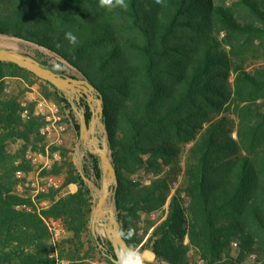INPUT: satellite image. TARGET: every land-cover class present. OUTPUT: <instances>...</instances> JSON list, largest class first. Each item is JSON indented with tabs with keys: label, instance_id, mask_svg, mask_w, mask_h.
<instances>
[{
	"label": "trees",
	"instance_id": "obj_1",
	"mask_svg": "<svg viewBox=\"0 0 264 264\" xmlns=\"http://www.w3.org/2000/svg\"><path fill=\"white\" fill-rule=\"evenodd\" d=\"M127 3L107 10L98 0H0V35L36 45L44 65L96 87L118 174L119 220L122 231L135 230L128 244L152 250L155 264H264V64L256 63L264 58V0ZM22 72L35 79L30 84L52 87L46 96L80 129L64 93L0 61V264H93L88 244L112 264V243L92 228V189L68 150L49 143L48 116L10 90L9 78ZM75 103L91 121L87 99ZM17 141L22 146L10 150ZM188 143L186 197L169 202L171 173L161 171L178 167ZM29 151L59 152L42 174L65 172V185L77 184V192L51 187L35 199L20 192V174L36 168ZM82 167L101 184L98 155L87 151ZM142 170L156 176L148 185L134 179ZM44 198L52 199L47 208L39 205ZM161 210L159 222L145 219L141 237L142 215ZM50 218L69 231L57 244Z\"/></svg>",
	"mask_w": 264,
	"mask_h": 264
},
{
	"label": "water",
	"instance_id": "obj_2",
	"mask_svg": "<svg viewBox=\"0 0 264 264\" xmlns=\"http://www.w3.org/2000/svg\"><path fill=\"white\" fill-rule=\"evenodd\" d=\"M0 61L14 63L19 67L34 73L39 78L50 82L59 91L64 93L73 104L75 103V100L81 103L82 97H85L89 102L93 110L91 121H89L86 116L85 108L83 107L79 110L74 104L75 110L80 116V129L78 136L83 139L86 145H88V149L91 153L100 156L103 170L101 185H95L92 180L86 176L81 163L79 170L83 179L98 196V201L93 214V231L96 233L97 225L102 226L116 252V250L125 243V241L121 239V232H123L122 225L114 201V195L118 187V174L111 159L108 132L106 130V124L103 121V100L101 96L97 95L96 87L87 79H80L59 73L44 65L35 56L14 49L0 47ZM92 103H96L97 106L94 108ZM101 130L104 132V136L98 135ZM101 247H103V245ZM113 257L114 255L111 256V259H113ZM150 264L154 263L150 262Z\"/></svg>",
	"mask_w": 264,
	"mask_h": 264
},
{
	"label": "rangeland",
	"instance_id": "obj_3",
	"mask_svg": "<svg viewBox=\"0 0 264 264\" xmlns=\"http://www.w3.org/2000/svg\"><path fill=\"white\" fill-rule=\"evenodd\" d=\"M225 1L230 2L233 0H225ZM0 47L14 49V50H17L20 52H25V53L31 54L33 56H38L39 51H40V49L32 43L23 41V40L18 39V38L2 36V35H0ZM256 63L258 65L264 64V58H260L259 60L256 61ZM233 78L234 77L231 78L232 82H233ZM33 80H35V79L32 76H29L28 74H26L24 72H22V76L20 78L19 77H10L9 78L10 90L13 93H16V95H19L23 102H26V103L28 101L34 102L36 104L37 110L48 116V119L51 122L46 127L45 132L47 134V139H48L49 143L56 146V147H62V148L67 149L69 159H72L76 163L78 168L80 167V162L78 160L79 154H77V153L80 151L79 153L81 154L80 155L81 165L83 166V158L86 155V152L88 151V145H86L84 143L83 139L79 138L76 128L71 124V121L69 120L67 113L61 108V106L57 102L49 99L46 96V92H52V91H54V89L52 87H49V88H47L48 90H46V84L43 81L36 80L38 82H36L34 84H30L29 81H33ZM41 103H43V104L41 105ZM74 104L76 107L79 108V110L82 108L79 106V104H76V103H74ZM92 105L94 108L97 106L96 103H92ZM75 114H76L75 115L76 122L80 125V116H79L77 111ZM232 117H234V116H232ZM233 119H235V121H237L236 118H233ZM102 130L100 133H98V135H100V136L105 135ZM78 132H79V130H78ZM234 136L237 137L236 132H234ZM22 143H23L22 141L12 142L9 145V149L12 151H17L22 146ZM192 144L193 143H188L185 146H183L181 157L178 160L179 165H178V167H176L175 170L173 169V165H169V166L165 165L164 169L161 171L162 175H166L168 173H171V175H170V194H169V197H171V198H172L171 195H175V193L177 192L175 190L176 188L173 187L174 186L173 182L175 180H177L178 178H180V180H179L180 186L184 185L185 170H186V163H187V154H188V150L192 146ZM28 157L31 158L33 161H34V159H36V162L34 161V163L36 164V168L34 171H37L38 168L43 165L42 163L45 160V158L43 156H41L39 154H35L31 151L28 152ZM54 158L60 159L59 152L54 154L52 159H54ZM53 163H54V161H51V164H53ZM148 174L149 173L146 172V170H142L139 174L134 176V179L138 180L140 182V179L146 177ZM20 175H23V174L21 173ZM60 175L66 176L65 172L63 174H60ZM154 178H156V176ZM91 180L95 185H98V184H96V182H94L93 179H91ZM141 184L142 185H148L147 183L146 184L141 183ZM100 185L101 184H99L98 186H100ZM19 190L22 193L30 194L32 187L31 186H24L23 188H19ZM93 193H94V191H93ZM29 196L31 197V195H29ZM168 201L170 202L171 199L169 200V198H168ZM167 204H168V202H167ZM167 204L165 206L166 207L165 209H167ZM165 215L166 214L163 210L158 211V212H154L150 215H148V214L145 215L144 218L142 219L141 223L138 226V229H139L138 234L141 237H143L145 234V232H144L145 227H146L145 226V219L151 218L152 220L159 222L160 220H162L165 217ZM151 231L147 235H145L144 241L146 238L148 239ZM96 232L99 233L104 238L105 241L108 239L106 231L102 226L97 225L96 226ZM90 247H94V246L91 244H88V248H87L89 250L90 255H91V260H93L94 262L103 261L104 259H103L102 254L96 248L90 249ZM64 264H68V263H64Z\"/></svg>",
	"mask_w": 264,
	"mask_h": 264
},
{
	"label": "crops",
	"instance_id": "obj_4",
	"mask_svg": "<svg viewBox=\"0 0 264 264\" xmlns=\"http://www.w3.org/2000/svg\"><path fill=\"white\" fill-rule=\"evenodd\" d=\"M79 152L77 153V154H79L78 160L81 163V158H80L81 154ZM33 153L43 156L45 158V160L42 163L43 165L40 166L37 171L33 170V171H30L28 173H24L23 174V176L26 177V181L24 182V184H22L20 186V188H23L24 186H31L32 190H31L29 195H31L33 197V199H35L36 196L39 193H43L44 194V193L49 192V189L51 187L62 188L60 193H59L60 195L77 192V190L79 188V186L77 184L70 183L68 185H65V180H66V176L65 175H53V174L49 173V170H47L48 172L46 174H42V171L45 168H49L52 165L51 161H54L55 158L52 159V156L50 157L49 153L46 154V155L41 154V153H37V152H33ZM56 153H58V152H56ZM54 154H53V156H54ZM34 161L36 162V159H34ZM93 194H94V197H95L96 201H98V198H97L98 196L96 195L95 191H94ZM171 196H173V195H171ZM170 199H171V197H169V200ZM39 203H40L39 205L41 207L47 208L52 203V199L51 198L40 199ZM167 208H168V204H167ZM145 215H147V214L144 213L142 215L143 218H144ZM146 241H147V238L145 239V241L143 240L141 246L143 244H145ZM145 250H147L151 254H153L152 255L153 258H152L151 262H154L155 258H156L154 252L152 250H150V249H145ZM103 259H104L103 261L94 262L93 264H108V262L106 261V257H103ZM63 263H67V262H63Z\"/></svg>",
	"mask_w": 264,
	"mask_h": 264
},
{
	"label": "clouds",
	"instance_id": "obj_5",
	"mask_svg": "<svg viewBox=\"0 0 264 264\" xmlns=\"http://www.w3.org/2000/svg\"><path fill=\"white\" fill-rule=\"evenodd\" d=\"M157 3H162V0H156ZM98 6L103 9L111 10L114 8H122L127 10V0H98ZM66 39L70 43H77V37L71 32L66 33ZM59 69L60 65H56ZM135 230L129 226L125 231L121 232V239L125 241L115 252L112 259V264H150L152 254L145 250L141 251L139 246L128 244L127 241L133 239Z\"/></svg>",
	"mask_w": 264,
	"mask_h": 264
},
{
	"label": "built area",
	"instance_id": "obj_6",
	"mask_svg": "<svg viewBox=\"0 0 264 264\" xmlns=\"http://www.w3.org/2000/svg\"><path fill=\"white\" fill-rule=\"evenodd\" d=\"M42 104L43 103H41V105ZM154 177L155 175L153 173H149L146 177L140 179V182L144 184H150ZM179 180L180 178L173 182V187L176 188L175 190L177 191L175 194H178L181 197H186V193L183 191L184 188L182 185L180 186ZM185 204L188 205V202H185ZM46 223L49 227L51 239L54 244H57L59 241L69 235V231L65 228L60 219L50 218L49 220H46Z\"/></svg>",
	"mask_w": 264,
	"mask_h": 264
},
{
	"label": "flooded vegetation",
	"instance_id": "obj_7",
	"mask_svg": "<svg viewBox=\"0 0 264 264\" xmlns=\"http://www.w3.org/2000/svg\"><path fill=\"white\" fill-rule=\"evenodd\" d=\"M88 151H89V149H88Z\"/></svg>",
	"mask_w": 264,
	"mask_h": 264
}]
</instances>
